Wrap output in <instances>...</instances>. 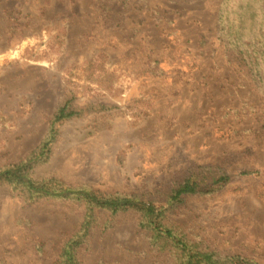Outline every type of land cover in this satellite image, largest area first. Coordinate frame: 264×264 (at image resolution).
<instances>
[{"label":"rangeland","instance_id":"374dc122","mask_svg":"<svg viewBox=\"0 0 264 264\" xmlns=\"http://www.w3.org/2000/svg\"><path fill=\"white\" fill-rule=\"evenodd\" d=\"M217 3L0 0V166L39 146L71 99L81 113L57 122L34 178L161 201L193 168L221 167L226 185L172 201L167 220L188 238L264 264V97L246 77L248 87L235 86ZM244 169L256 172L239 175ZM86 210L0 185V264H53ZM92 215L82 264H171L136 211Z\"/></svg>","mask_w":264,"mask_h":264},{"label":"trees","instance_id":"16d2710c","mask_svg":"<svg viewBox=\"0 0 264 264\" xmlns=\"http://www.w3.org/2000/svg\"><path fill=\"white\" fill-rule=\"evenodd\" d=\"M216 27L229 62L235 64L232 71L239 74L237 85L233 84L240 88L251 86L264 97V0H218ZM199 66L193 63L192 70L197 68L200 73ZM154 68L166 71L160 65ZM245 77L251 85L242 82ZM254 108L255 105L250 106V109ZM80 113L71 99L65 100L54 112L48 135L39 146L24 159L0 166V185L13 186L26 199L71 200L86 206L85 219L76 232L62 241L53 264H82L80 254L90 241V228L95 220L92 214L96 208L111 214L136 211L140 216L139 225L149 233L151 246L171 257V264H261L242 253H223L205 244L202 238H188L167 220L166 205H171L172 201H180L186 194H211L226 185L231 176L221 167L204 164L193 168L197 170L175 182L161 201L138 194L101 192L84 184L67 185L54 177L34 178L32 169L47 159L49 146L56 139L57 122ZM253 172L256 171L244 169L239 175Z\"/></svg>","mask_w":264,"mask_h":264}]
</instances>
